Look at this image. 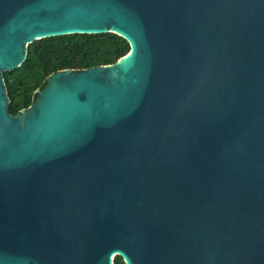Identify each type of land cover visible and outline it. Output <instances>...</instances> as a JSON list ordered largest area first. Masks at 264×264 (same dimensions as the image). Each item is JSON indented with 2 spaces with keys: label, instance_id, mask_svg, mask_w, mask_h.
<instances>
[{
  "label": "water",
  "instance_id": "water-1",
  "mask_svg": "<svg viewBox=\"0 0 264 264\" xmlns=\"http://www.w3.org/2000/svg\"><path fill=\"white\" fill-rule=\"evenodd\" d=\"M115 34L11 115L34 41ZM264 264V0H0V264Z\"/></svg>",
  "mask_w": 264,
  "mask_h": 264
},
{
  "label": "trees",
  "instance_id": "trees-1",
  "mask_svg": "<svg viewBox=\"0 0 264 264\" xmlns=\"http://www.w3.org/2000/svg\"><path fill=\"white\" fill-rule=\"evenodd\" d=\"M128 51V43L110 33L74 34L34 41L27 47L23 64L3 74L10 114L15 116L28 108L35 92L51 74L110 65ZM114 264L124 263L120 257H115Z\"/></svg>",
  "mask_w": 264,
  "mask_h": 264
}]
</instances>
